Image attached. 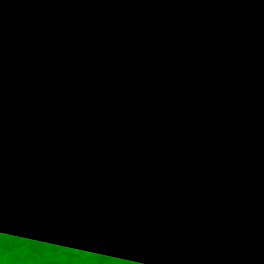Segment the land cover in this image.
<instances>
[{
    "label": "rangeland",
    "instance_id": "1",
    "mask_svg": "<svg viewBox=\"0 0 264 264\" xmlns=\"http://www.w3.org/2000/svg\"><path fill=\"white\" fill-rule=\"evenodd\" d=\"M57 1L0 0L1 68L35 54ZM177 1L104 4L68 52L138 93L153 138L140 154L111 155L51 90L0 94V264H257L238 219L264 215V0ZM146 8L167 19L156 45L132 33ZM253 47L260 65L244 72ZM100 220L126 231L111 255L94 247Z\"/></svg>",
    "mask_w": 264,
    "mask_h": 264
},
{
    "label": "trees",
    "instance_id": "2",
    "mask_svg": "<svg viewBox=\"0 0 264 264\" xmlns=\"http://www.w3.org/2000/svg\"><path fill=\"white\" fill-rule=\"evenodd\" d=\"M124 1L58 0L38 28L39 47L35 54L10 68L0 67V94L4 91L17 94L40 89L53 91L60 99L62 111L83 129L95 132L98 142L114 156L138 155L152 144V135L142 126L144 111L141 99L136 91L118 81L103 59L92 56L72 58L68 52L81 41L99 7ZM143 15L144 19H140L142 28L137 30L135 27L132 33L137 37L143 29L151 30V43L156 45L160 30L152 27L156 23L155 28L159 26L161 29L167 19L152 8L144 9ZM173 28L170 37L177 31L175 26ZM257 33L261 39L264 23L258 24ZM256 49L253 47L249 54L244 72L260 65ZM215 50L210 46L208 53L197 56L195 62L204 63ZM226 66L223 64L221 67L224 69ZM187 73H190L188 69ZM155 88L157 86H153ZM132 120L138 121L139 126L132 124ZM258 179L264 183V170L259 172ZM92 235L96 252L111 255L122 246L126 231L117 220H100L92 226Z\"/></svg>",
    "mask_w": 264,
    "mask_h": 264
},
{
    "label": "crops",
    "instance_id": "3",
    "mask_svg": "<svg viewBox=\"0 0 264 264\" xmlns=\"http://www.w3.org/2000/svg\"><path fill=\"white\" fill-rule=\"evenodd\" d=\"M177 3H180V7L182 6V3L186 4L187 6L196 5L199 8L206 6V0H179L177 1ZM231 17H232V20H237L235 16H231ZM227 20H230V17L227 16L225 21ZM242 24L246 26L248 29H250V31L252 30L251 22L244 21ZM243 220L246 221L248 229H253L254 231L257 232L256 233V241H257L256 246L262 249L261 255L258 259L257 264H264V215H261V213H258V212H254L252 217H249V216L245 218L240 217L238 219V223L241 224ZM249 222L250 223L252 222L253 225H251Z\"/></svg>",
    "mask_w": 264,
    "mask_h": 264
}]
</instances>
